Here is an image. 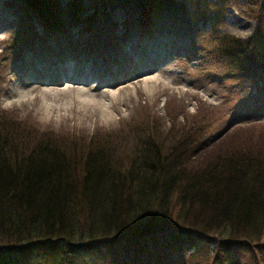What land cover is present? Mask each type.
<instances>
[{"label":"trees","instance_id":"obj_1","mask_svg":"<svg viewBox=\"0 0 264 264\" xmlns=\"http://www.w3.org/2000/svg\"><path fill=\"white\" fill-rule=\"evenodd\" d=\"M10 1L19 26L4 55L71 19L95 28L98 2L114 3L152 30L205 33L199 51L233 77L236 109L264 108V0H97L89 15V0ZM232 9L254 20L248 33L218 30L212 10ZM208 120L166 151L144 138L124 166L107 138L79 144L0 111V264H248L240 253L264 243V134L230 138L228 124L209 141ZM212 142L226 151L204 159Z\"/></svg>","mask_w":264,"mask_h":264},{"label":"rangeland","instance_id":"obj_2","mask_svg":"<svg viewBox=\"0 0 264 264\" xmlns=\"http://www.w3.org/2000/svg\"><path fill=\"white\" fill-rule=\"evenodd\" d=\"M9 1L0 0L3 114L64 138L71 137L79 144L107 138L118 145L113 155L124 166L144 138L155 140L166 151L174 136L181 137L188 126L194 127L204 118L209 119V141L224 134L228 124L230 138H234L231 136L237 126L245 127L240 132L264 134V108L256 111L248 107L244 113L236 109L231 92L233 77L212 70L210 61H205L199 51L202 39L204 47L211 46L205 33L192 37L179 25L180 32L152 30L126 9L98 2L95 28H84L81 20L76 23L71 19L66 27L58 26L56 32L48 33L47 38L31 32L27 43L4 55L19 26V15ZM96 2L88 1L89 9L84 15L94 10ZM225 11L212 10L224 18L219 31L243 35L253 28L254 20L241 11ZM201 22L197 21L202 26L199 29L205 31L209 21ZM37 29L41 31V25L37 24ZM114 82L117 83L108 86ZM209 145L204 159L212 157L216 149L221 154L227 147L225 143ZM197 165L198 162L192 166ZM246 252L240 253L244 263L264 264V243ZM205 260L197 256L193 262L211 264Z\"/></svg>","mask_w":264,"mask_h":264},{"label":"bare ground","instance_id":"obj_3","mask_svg":"<svg viewBox=\"0 0 264 264\" xmlns=\"http://www.w3.org/2000/svg\"><path fill=\"white\" fill-rule=\"evenodd\" d=\"M135 42V41H134ZM136 43V42H135ZM130 45L132 46V42L130 43ZM131 50V49H130ZM127 52H129V51H127ZM115 83H117V82H114V83H111L110 85H108V86H113Z\"/></svg>","mask_w":264,"mask_h":264}]
</instances>
